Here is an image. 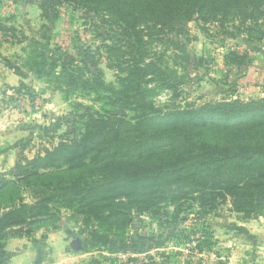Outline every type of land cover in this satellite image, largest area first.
I'll use <instances>...</instances> for the list:
<instances>
[{"label": "rangeland", "instance_id": "rangeland-1", "mask_svg": "<svg viewBox=\"0 0 264 264\" xmlns=\"http://www.w3.org/2000/svg\"><path fill=\"white\" fill-rule=\"evenodd\" d=\"M157 1L111 0V7L93 11L83 0H0V38L23 43L20 66L25 70V55L36 47L53 52L57 65L65 64L85 79L96 76L118 94L131 93L140 81L147 90L142 101L154 108L264 98V37L249 40L236 33L229 18L221 27L209 9L191 15L185 28L176 32L158 20L180 15L182 1L171 8L167 7L172 4L157 8ZM26 2L38 8L39 15L28 10ZM138 3L139 10L131 11L138 18L130 26L123 23L120 6L136 10ZM161 9L172 14L158 16ZM257 23L264 33V17ZM160 79H166L165 84H159ZM39 80L49 88L46 92L32 91L30 96L10 91L1 97V114L21 106L34 116L27 127L32 130L22 133L27 139L23 144L29 143L15 156L12 153L10 164L0 172L72 137L78 114L97 117L95 112L114 108L126 118L136 115L135 110L109 104L105 93L83 88L64 98L52 87L53 81ZM121 167L126 168L122 172L132 170L128 163ZM175 196V201L147 211L124 210L123 228H118L119 222L96 221L87 213L61 207L56 228L43 223L29 236L0 242V264H264V208L245 217L228 201L208 210L200 208L201 201L189 190L176 191ZM95 206L92 210L98 215L108 211L107 206ZM115 227L119 236L112 231Z\"/></svg>", "mask_w": 264, "mask_h": 264}, {"label": "trees", "instance_id": "trees-1", "mask_svg": "<svg viewBox=\"0 0 264 264\" xmlns=\"http://www.w3.org/2000/svg\"><path fill=\"white\" fill-rule=\"evenodd\" d=\"M83 1L93 11L112 4L111 0ZM176 1H182L180 15L158 20L171 30L181 32L191 15L209 9L221 27L229 18L236 33H244L249 40L264 37L257 23L264 17V0H158L154 6L172 4L167 7L171 8ZM40 9L44 14V7ZM138 10L139 3L136 10L121 5L120 20L130 26L138 18L131 11ZM158 11V16L172 14ZM57 60L53 52L31 47L24 65L35 78L49 84L53 81L52 87L63 92L64 98L86 88L105 93L109 104L135 110L136 115L126 118L114 108L95 112L97 117L78 114L71 125L72 137L31 159L18 160L8 172H0V242L29 236L43 223L56 228L61 207L87 213L96 221L119 222L118 228H123L127 223L124 210L147 211L175 201L176 191L189 190L201 201V209L213 210L228 201L233 211L245 217L261 213L264 98L209 100L163 110L142 101L147 90L140 81L131 93L118 94L96 76L85 79L65 64L57 65ZM159 81L165 84L166 79ZM10 91L33 95L23 82ZM127 163L132 170L122 172L120 169L126 168L121 166ZM94 204L107 206L108 211L98 215L92 210ZM118 228L112 229L117 236Z\"/></svg>", "mask_w": 264, "mask_h": 264}, {"label": "crops", "instance_id": "crops-1", "mask_svg": "<svg viewBox=\"0 0 264 264\" xmlns=\"http://www.w3.org/2000/svg\"><path fill=\"white\" fill-rule=\"evenodd\" d=\"M29 4L26 2L23 5L28 6V10L33 8L34 12H38L36 14L39 15V9H34L35 6ZM17 44L20 46V52L15 48ZM23 46V43L19 42V40H2L0 38V101L4 90L9 92L10 88L17 87L20 82L29 84L31 90L36 93L37 91L40 93L46 92L49 89L43 81L35 78L30 72L20 66L23 65ZM27 109L20 106L2 114L0 113V169H4L10 164L12 157L19 152L20 146L27 141V139H24L25 134L23 136L22 133L32 130L27 127H30L28 123L32 120L34 114ZM29 136L30 138L32 137L31 135ZM12 153H14V156L11 155ZM10 156H12L11 159Z\"/></svg>", "mask_w": 264, "mask_h": 264}, {"label": "built area", "instance_id": "built-area-1", "mask_svg": "<svg viewBox=\"0 0 264 264\" xmlns=\"http://www.w3.org/2000/svg\"><path fill=\"white\" fill-rule=\"evenodd\" d=\"M9 92H10V91H9ZM9 92H8V93H9Z\"/></svg>", "mask_w": 264, "mask_h": 264}]
</instances>
